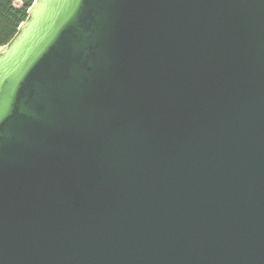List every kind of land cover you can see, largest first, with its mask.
<instances>
[{"label":"water","instance_id":"obj_1","mask_svg":"<svg viewBox=\"0 0 264 264\" xmlns=\"http://www.w3.org/2000/svg\"><path fill=\"white\" fill-rule=\"evenodd\" d=\"M0 264H264V0H36L0 48Z\"/></svg>","mask_w":264,"mask_h":264},{"label":"trees","instance_id":"obj_2","mask_svg":"<svg viewBox=\"0 0 264 264\" xmlns=\"http://www.w3.org/2000/svg\"><path fill=\"white\" fill-rule=\"evenodd\" d=\"M30 2L16 7L13 0H0V48L6 45L17 33L19 25L27 18Z\"/></svg>","mask_w":264,"mask_h":264},{"label":"built area","instance_id":"obj_3","mask_svg":"<svg viewBox=\"0 0 264 264\" xmlns=\"http://www.w3.org/2000/svg\"><path fill=\"white\" fill-rule=\"evenodd\" d=\"M36 0H13V4L16 7H21L25 2H30V4L34 3Z\"/></svg>","mask_w":264,"mask_h":264}]
</instances>
